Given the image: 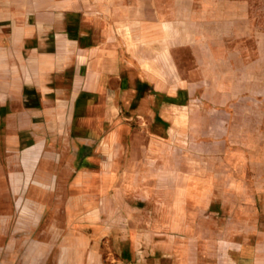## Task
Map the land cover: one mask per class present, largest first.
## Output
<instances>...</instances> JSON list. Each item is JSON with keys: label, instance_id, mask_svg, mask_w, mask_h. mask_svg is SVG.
Segmentation results:
<instances>
[{"label": "crops", "instance_id": "crops-1", "mask_svg": "<svg viewBox=\"0 0 264 264\" xmlns=\"http://www.w3.org/2000/svg\"><path fill=\"white\" fill-rule=\"evenodd\" d=\"M127 9L126 0H0V264H105L106 241L137 260V238L103 235L111 213L119 228L169 235L177 188L204 218L224 213L229 195L247 197L229 224L216 219L236 231L209 238L202 264H264V110L245 142L235 138L230 97L207 103L202 45L176 43L169 27L138 28ZM131 195L143 202L128 204ZM127 212L142 219L128 224Z\"/></svg>", "mask_w": 264, "mask_h": 264}, {"label": "rangeland", "instance_id": "rangeland-1", "mask_svg": "<svg viewBox=\"0 0 264 264\" xmlns=\"http://www.w3.org/2000/svg\"><path fill=\"white\" fill-rule=\"evenodd\" d=\"M126 2L128 9L126 14L123 12V16L141 17L143 24L137 25L138 28L153 27L161 30L169 27L174 29L176 43L202 45V78L207 81V103L214 107L221 106L230 97L229 104L236 113L232 122L235 125L233 133L235 138L239 137L245 142L246 137L243 135L253 125L256 130L259 128L260 111L264 110V0H126ZM134 4L137 8L130 10L129 5ZM175 55L179 66L191 65L189 56L184 57L187 62L182 64L179 57L183 54ZM252 79L254 81L249 83ZM253 90L256 93L254 102L250 100L251 98L248 99ZM248 107L256 110L254 115L247 112ZM261 136L262 134L256 135L255 138L261 139ZM256 153L262 156V150ZM256 171H264V164L256 165ZM117 182L116 179V182L112 181L109 185L111 200L108 202L114 205L120 202V197L116 194ZM184 199V195H181L177 188L173 213L176 227L174 230L170 229L169 235L165 227L119 228L118 212L111 213L112 226L106 229L103 235L122 239L130 236L134 241L137 238V242L132 244L137 248L139 259L121 260L115 248L117 244L106 241L101 245L104 263L202 264V247L208 246L205 243H208L209 238L236 231V228L232 229L231 226L216 229V219H223L229 224L227 221L236 214L232 210L233 206L237 203H247L246 196L229 195L225 199L229 205L224 213L221 212L218 216L208 213L204 218L201 211H186ZM126 202L135 204L143 202V199L131 195L127 196ZM257 203L261 205L264 200L256 198ZM140 214L127 212V223H132V219H142ZM255 220L257 221V216ZM254 230L257 231L256 228ZM202 237L206 240L203 245Z\"/></svg>", "mask_w": 264, "mask_h": 264}]
</instances>
